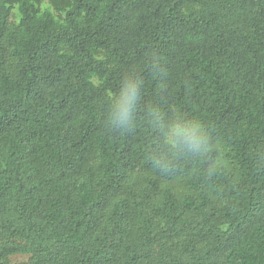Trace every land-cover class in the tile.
Returning <instances> with one entry per match:
<instances>
[{
    "label": "trees",
    "instance_id": "16d2710c",
    "mask_svg": "<svg viewBox=\"0 0 264 264\" xmlns=\"http://www.w3.org/2000/svg\"><path fill=\"white\" fill-rule=\"evenodd\" d=\"M126 79L134 124L110 127ZM179 130L206 142L175 149ZM14 258L264 264V0H0Z\"/></svg>",
    "mask_w": 264,
    "mask_h": 264
},
{
    "label": "clouds",
    "instance_id": "9594fccd",
    "mask_svg": "<svg viewBox=\"0 0 264 264\" xmlns=\"http://www.w3.org/2000/svg\"><path fill=\"white\" fill-rule=\"evenodd\" d=\"M139 89L140 83L138 80H125L119 93V98L112 104L108 118L110 127L127 129L133 126V113L136 111V105L140 100ZM175 135L180 138L178 143H173L171 140L168 141L175 149L186 147L189 152L198 151L199 146L206 142H202L201 138L197 137L195 133L189 135V132L184 130L177 131ZM156 163L159 164L160 161L157 160Z\"/></svg>",
    "mask_w": 264,
    "mask_h": 264
},
{
    "label": "rangeland",
    "instance_id": "374dc122",
    "mask_svg": "<svg viewBox=\"0 0 264 264\" xmlns=\"http://www.w3.org/2000/svg\"><path fill=\"white\" fill-rule=\"evenodd\" d=\"M26 260L24 259V258H14V259H12L11 260V262L13 263V264H15V263H23V262H25Z\"/></svg>",
    "mask_w": 264,
    "mask_h": 264
}]
</instances>
